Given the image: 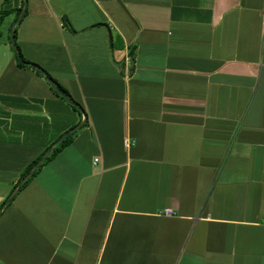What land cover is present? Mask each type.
Listing matches in <instances>:
<instances>
[{"label": "crops", "instance_id": "obj_1", "mask_svg": "<svg viewBox=\"0 0 264 264\" xmlns=\"http://www.w3.org/2000/svg\"><path fill=\"white\" fill-rule=\"evenodd\" d=\"M15 42L84 114L0 41V208L85 122L2 208L0 264H264V0H27Z\"/></svg>", "mask_w": 264, "mask_h": 264}, {"label": "water", "instance_id": "obj_2", "mask_svg": "<svg viewBox=\"0 0 264 264\" xmlns=\"http://www.w3.org/2000/svg\"><path fill=\"white\" fill-rule=\"evenodd\" d=\"M24 5L22 8L21 13L19 14V16L17 17V19L11 24L10 29H9V41H10V45L15 53L16 59L18 62L23 63L25 65H28L30 67H33L34 69L38 70L47 80V82L49 83L50 87L57 92L60 96H62L63 98H65L71 105H73L81 114H84V110L82 109L81 105L75 101H72L69 99V97L64 94L62 91H60L56 85L54 84L52 77L45 71L44 68H42L39 64L37 63H33V62H27L26 60L23 59L21 52L19 50V48L16 45L15 42V27L16 25L22 20L25 10L27 8V0H23ZM85 122V117L84 119L77 124L76 126L70 128L69 130H67L64 134H62V136L57 139L55 142H53L48 149L45 151V153L41 156V158L35 163V165L33 166V168L31 169L30 172H28L25 176H23L19 182L17 183L16 187L12 190V192L9 194V196L6 198V200L3 202L1 208H0V212L2 210V208L11 201V199L15 196V194L18 192V189L20 188V186L22 185V183H24L27 179H29L33 173L37 170V168L42 164V162L45 160V158L50 154L52 148L59 142L63 141L65 139V137H67L68 135L74 133L76 130H78L80 128V126Z\"/></svg>", "mask_w": 264, "mask_h": 264}, {"label": "trees", "instance_id": "obj_3", "mask_svg": "<svg viewBox=\"0 0 264 264\" xmlns=\"http://www.w3.org/2000/svg\"><path fill=\"white\" fill-rule=\"evenodd\" d=\"M22 8L23 7H21V8H18L17 10H16V17L17 16H19V14L21 13V11H22ZM3 13H7L5 10H3V9H0V16L1 15H3ZM16 32V28H15V30H14V33ZM24 59V58H23ZM25 60V59H24ZM17 64L19 65V66H26L25 64H23V63H20V62H18L17 61ZM39 72V71H38ZM40 73V72H39ZM41 74V73H40ZM53 80V82H54V84L56 85V87L60 90V91H62L64 94H66L67 96H69L68 95V91L58 82V81H56L55 79H52ZM55 92V91H54ZM55 93H57V92H55ZM58 94V93H57ZM59 95V94H58ZM72 108H74V109H76L74 106H72ZM60 137V136H59ZM71 137H72V134H70V135H68L67 137H65V139L63 140V141H61V142H59V143H57L53 148H52V150H51V152H50V154L45 158V160L42 162V164L37 168V170L33 173V175L29 178V179H27L24 183H22V185L20 186V188L18 189V191H20L36 174H37V172L41 169V167L47 162V161H49V160H51L52 159V157H54L58 152H60L61 151V149L63 148V146H65V145H67L68 143H70L71 142ZM47 149V148H46ZM45 149V150H46ZM44 154V152L42 153V154H40L39 156H38V158L37 159H35L33 162H31V164H29V166L25 169V171L22 173V175H21V178L23 177V176H25L28 172H30L31 171V169L33 168V166L35 165V163L41 158V156ZM20 178V179H21ZM19 179V180H20ZM17 185V184H16ZM16 185L14 186V187H16ZM13 199V198H12ZM12 199H11V201H12ZM10 201V202H11Z\"/></svg>", "mask_w": 264, "mask_h": 264}, {"label": "rangeland", "instance_id": "obj_4", "mask_svg": "<svg viewBox=\"0 0 264 264\" xmlns=\"http://www.w3.org/2000/svg\"><path fill=\"white\" fill-rule=\"evenodd\" d=\"M23 5H24V2H23ZM17 17H16L15 11H11L8 14L3 13V15L0 16V41L2 39L5 41H7L9 39L8 37H9L10 26L17 19ZM17 28H18V26H17ZM27 62H30V61H27Z\"/></svg>", "mask_w": 264, "mask_h": 264}, {"label": "built area", "instance_id": "obj_5", "mask_svg": "<svg viewBox=\"0 0 264 264\" xmlns=\"http://www.w3.org/2000/svg\"><path fill=\"white\" fill-rule=\"evenodd\" d=\"M94 161H97V158H95ZM174 214L175 212L171 207L164 208L162 211V215L164 216H174Z\"/></svg>", "mask_w": 264, "mask_h": 264}]
</instances>
